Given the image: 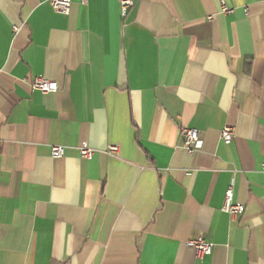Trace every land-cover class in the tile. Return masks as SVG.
<instances>
[{
	"label": "crops",
	"instance_id": "0c3cea01",
	"mask_svg": "<svg viewBox=\"0 0 264 264\" xmlns=\"http://www.w3.org/2000/svg\"><path fill=\"white\" fill-rule=\"evenodd\" d=\"M134 2L0 0V264H264V0Z\"/></svg>",
	"mask_w": 264,
	"mask_h": 264
},
{
	"label": "built area",
	"instance_id": "2783aa9c",
	"mask_svg": "<svg viewBox=\"0 0 264 264\" xmlns=\"http://www.w3.org/2000/svg\"><path fill=\"white\" fill-rule=\"evenodd\" d=\"M91 0H81V4L87 6ZM52 9L59 14L69 15L72 5V0H49ZM134 0H121V13L122 17L126 18L129 11L134 7ZM221 11L225 14L233 12L224 1L221 3ZM31 86L34 90L40 91L44 94L57 93L59 86L56 82L49 81L42 77L33 79ZM184 137V147L189 154H195L198 150L200 142V132L197 129L185 128L182 131ZM235 136L234 128L231 126L225 127L221 132V137L226 144H230ZM119 152L118 146H111L108 149L109 154H115ZM96 150L92 148H80V156L83 159H92L95 155ZM65 155V147L54 146L52 147V157L55 159L62 158ZM264 174V165H263ZM244 205L236 203L234 201L233 187H230L225 194V202L223 205V212L230 217H236L244 211ZM187 246L196 251L197 259H203L206 256H210L213 253L214 245L205 241L202 238L189 240Z\"/></svg>",
	"mask_w": 264,
	"mask_h": 264
}]
</instances>
